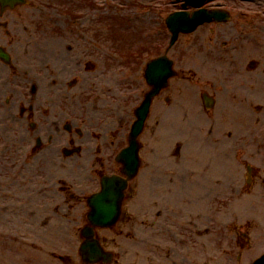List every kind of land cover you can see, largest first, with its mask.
I'll return each instance as SVG.
<instances>
[{
  "label": "flooded vegetation",
  "instance_id": "obj_1",
  "mask_svg": "<svg viewBox=\"0 0 264 264\" xmlns=\"http://www.w3.org/2000/svg\"><path fill=\"white\" fill-rule=\"evenodd\" d=\"M209 7L223 8V0ZM22 9L20 6L4 9L0 7V136L3 141L0 144V207L13 206L21 210L22 207L35 208L31 196L37 191L21 192V166L20 159L14 158L6 162L4 152L12 146L15 152H19L21 146L31 145L29 156L38 157L40 146L53 143L63 146H73L75 139L87 142L93 137L96 146L107 145L110 148L117 145V141L125 138L126 131L133 122V111L148 85L142 82L140 93L135 94L132 80L122 81L120 85L114 80L126 75L131 77L134 73L133 59L118 56L117 49L112 48L109 58L104 57V48L101 42L92 41L96 38V31H75L64 26V41L56 42L61 51L53 52L54 42L39 41L40 31L43 26L37 25L40 13L35 3H29ZM36 17V19H35ZM60 29H58L59 31ZM89 39V40H86ZM51 51L50 56L49 52ZM103 58V62H102ZM258 64L254 62V67ZM40 75V76H39ZM260 80V73L253 78ZM165 91V90H164ZM163 91V94H164ZM172 102L168 97H161V104L165 109ZM177 99L173 100V106L179 105ZM258 109L257 107H255ZM214 124V121H212ZM79 128L95 130L94 133L74 132ZM67 130V131H65ZM74 130V131H73ZM73 131V132H72ZM12 132V139L5 146V133ZM60 135L61 137H57ZM220 142L219 138L213 139V143ZM70 151L62 150V156L69 155ZM50 151V150H47ZM89 150H84L86 154ZM95 153L99 148L94 149ZM51 156L46 154L45 157ZM28 160H25V162ZM98 163V166L96 165ZM93 174L98 182L103 173L115 172L117 167L113 159L109 163H102L100 158H95ZM65 190V207L68 210L83 209L79 214L83 223H87L88 202L87 194L74 196L68 188ZM127 187L124 198H127ZM72 199V201H71ZM46 206V205H44ZM152 217V211L145 212ZM30 218L36 219V212L31 213ZM178 211L158 208L155 217L171 221ZM191 209L189 214H179L178 218L184 220V228L181 233H170L172 243L183 248V261L187 258V247L193 245L199 234L196 217ZM68 216V213L65 214ZM122 212L119 221H122ZM47 215L40 218L41 223L49 221ZM68 219V217H65ZM126 221L133 223V218L128 216ZM172 226L179 229L177 223ZM174 228V230H175ZM171 230V231H174ZM112 237L109 239L110 250L118 249L116 238L122 235L117 227H111ZM135 228H130L125 236L133 239ZM104 250L107 248V237L95 234ZM189 243V246H188ZM160 258L170 264H176L172 260L170 251H163ZM80 263L85 264L80 258ZM113 264H118L113 251ZM97 264H103L102 261ZM184 264V262H183Z\"/></svg>",
  "mask_w": 264,
  "mask_h": 264
},
{
  "label": "rangeland",
  "instance_id": "obj_2",
  "mask_svg": "<svg viewBox=\"0 0 264 264\" xmlns=\"http://www.w3.org/2000/svg\"><path fill=\"white\" fill-rule=\"evenodd\" d=\"M36 4H38V9H40L43 13V17H41V21H43L45 24H52L55 29H57L58 25L64 24V19L59 14L58 10H62L65 8V27L67 26H78L79 24L76 22H70L71 17L75 18V20H80L82 17H76L73 16L72 13H89L92 15V13H99V19L102 21L100 25L102 26L101 30V39H105L108 43H117V42H128L129 44H135L136 41L143 42L145 44H149L150 50L158 51L156 48V45L162 42H165L168 40V32L164 26V16L166 13H159L155 10H148L146 9L148 6H144L143 3L146 0H97L94 3V0H32ZM153 2H157L158 0H152ZM82 2V4H80ZM229 4L235 6L236 11L234 13H237L238 10L242 9H259L257 6V3H249V2H229ZM87 8V9H86ZM45 9L47 13L43 10ZM58 9V10H57ZM251 13H256L251 12ZM86 14V15H87ZM253 15V14H252ZM255 15L259 17H252L255 18V20H250V18H240L238 15L234 14L232 16L230 22L227 25H223L222 27L215 28L216 34L210 29V27H202L200 28L196 33L182 37L181 42L185 41L187 44L188 50H185L184 55L185 57H188L185 61H183V65H186L187 67H192L197 74L196 80L199 91L200 89H204L206 87V84L209 83L207 80L209 78V74L211 72L212 62L210 65V62H208V58L213 57L214 54L213 49L212 51L209 49L210 45L208 43L216 41L217 44L212 45L215 47H219L222 45V43L226 44H235L236 50L231 51L230 57H235L237 59V63H239L240 68L238 73L239 74H245L249 77L254 76V71L248 72L246 71L244 66L245 63L252 58L259 59L260 61V68L264 65V13H256ZM84 17V16H83ZM36 19V17H35ZM70 20V21H69ZM69 21V22H68ZM68 23V24H67ZM55 24V25H54ZM37 25H42L40 21L37 22ZM85 25L92 26V23L85 22ZM105 27V29H103ZM51 33V32H50ZM42 36V34H40ZM217 37V38H216ZM41 40L40 37L38 39ZM214 44V43H213ZM257 44L258 46H256ZM130 47V46H129ZM135 49V48H133ZM256 55H253V54ZM209 55V56H208ZM216 55V54H215ZM223 55H220L222 57ZM207 57V59H206ZM236 63V64H237ZM227 71L232 72L229 65L224 66ZM233 73V72H232ZM256 73V72H255ZM236 73H233V77L231 79L232 84L238 85L239 81H241L239 75H235ZM227 76V74H226ZM263 78V77H262ZM190 83L184 81L182 83V90L187 91V88L189 87ZM217 88H221L218 84L217 80L215 83ZM222 89V88H221ZM237 90V89H236ZM197 114L191 113L190 118L193 120H199L200 122H204V115H202L200 112V99L199 96H197ZM181 99V98H179ZM233 100L232 98H230ZM201 103V102H200ZM160 102L155 104V107L153 109V112L151 114V119L149 120V123L154 127L153 133L152 131H148V136H143L142 141L144 142V147L142 150V155L144 160L151 159L153 155H158L163 153V149L165 148V152H170L171 144L174 140L179 138L180 136L184 135L187 136L188 133L185 131V128L175 130V127H172L170 124H167L166 126L162 123V113L161 108L159 107ZM173 108V107H172ZM171 110L169 112L168 117H171V120L174 121V119H177V116L174 117L175 112ZM262 124V122H261ZM260 124V125H261ZM178 125V121H177ZM182 131V132H181ZM151 133V134H150ZM151 136V137H150ZM185 138V137H184ZM108 151V150H107ZM7 157H11L10 155ZM43 160V159H41ZM81 164L87 163L86 160L82 157L80 158ZM76 163L73 159L69 160L68 163V169L65 171L58 170L56 167L52 169L53 173V179L55 180L57 177H59L62 173H66L68 176H73L79 174L77 172ZM39 164V163H38ZM79 165V164H78ZM70 166V168H69ZM79 170L81 171L82 168L79 167ZM33 169L31 168L30 163L28 162L26 169L23 171V177L25 175L34 176V173H32ZM43 171L44 175H46L45 169H38V175H42ZM80 175V174H79ZM80 177V176H79ZM139 186L141 189L145 188V180L142 181V174L139 177ZM140 189V191H141ZM203 196L205 197V193H203ZM138 208L137 211L140 212L142 206L136 207ZM235 210L238 208L237 205H235ZM13 212V211H11ZM236 216V215H235ZM12 214H9V211L7 210H1L0 209V224L2 226L7 227L10 229L9 235L14 236L20 225L19 223L15 227L11 223L12 221ZM54 222L52 225L49 226H36L31 229L29 228V225L23 224L21 226L22 232L21 235L18 233L19 241L13 242L8 241L7 238L4 239V237H0V261L6 260V264H17L19 261V258L22 260L23 257H18L17 255L24 254L20 253L19 251L15 252L14 254L10 252L14 249H18L21 251H26V254L29 255L32 251V255L36 256L37 258V264H46L45 258L49 259V255L52 254L55 255L53 257L52 264H65L59 257L68 255L71 259L73 264L78 263V256L76 253L77 248V240H76V225H72L74 223H70V225H65V221L61 220L57 216H54ZM252 219V218H251ZM247 220L251 221L254 227H251L250 233L256 236V238L252 239V241H249L248 243H244L243 246H240L237 241L230 243L229 253L228 256H221L220 253L216 254V260L214 264H242L245 262H248L250 260L249 256H252V247L253 246H259L261 248H264V235L261 234V236L258 237V227L259 222L256 220L260 219L256 216L254 220ZM17 223V222H16ZM251 225L250 223L248 226ZM264 224H262L263 226ZM257 226V227H256ZM256 227V229H255ZM53 228V235H49V231ZM250 228V227H249ZM15 229V230H14ZM216 229H214L215 231ZM216 236V234H215ZM220 236V231H219ZM9 237V236H8ZM241 241V240H240ZM217 243H221L220 241H216ZM237 242V243H236ZM251 243V245H249ZM32 244H36L34 247H32ZM139 244V243H138ZM249 245V247H247ZM3 246V248L1 247ZM249 250H248V249ZM258 248L256 249L255 255H258L262 252V249ZM8 251V253L3 254L2 251ZM238 252L240 255L242 254L245 256V259H242V261L239 263V261L236 259L235 254ZM139 255V254H138ZM137 255V256H138ZM59 256V257H58ZM219 256V257H217ZM139 259L136 258V262ZM131 262V260H129ZM141 261H138V264H140ZM25 264H30L28 261L25 262ZM142 264V263H141Z\"/></svg>",
  "mask_w": 264,
  "mask_h": 264
},
{
  "label": "water",
  "instance_id": "obj_3",
  "mask_svg": "<svg viewBox=\"0 0 264 264\" xmlns=\"http://www.w3.org/2000/svg\"><path fill=\"white\" fill-rule=\"evenodd\" d=\"M178 16H184V14H178ZM209 19L208 14L207 13H195V17L188 19L187 17L185 18H181V22H186L191 20V24L192 27H194L196 24L203 22L204 20ZM185 23H182L181 25V29L180 30H186L185 28ZM255 264H264V258H262L261 260L257 261Z\"/></svg>",
  "mask_w": 264,
  "mask_h": 264
}]
</instances>
